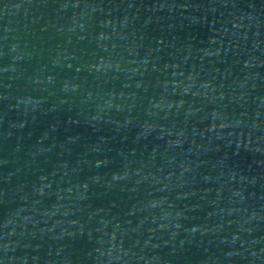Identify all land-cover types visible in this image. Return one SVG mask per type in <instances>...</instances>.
Listing matches in <instances>:
<instances>
[{
	"label": "water",
	"instance_id": "water-1",
	"mask_svg": "<svg viewBox=\"0 0 264 264\" xmlns=\"http://www.w3.org/2000/svg\"><path fill=\"white\" fill-rule=\"evenodd\" d=\"M0 264H264V0H0Z\"/></svg>",
	"mask_w": 264,
	"mask_h": 264
}]
</instances>
